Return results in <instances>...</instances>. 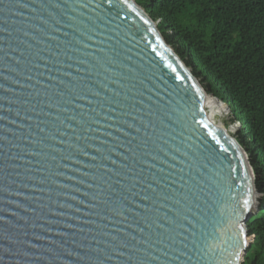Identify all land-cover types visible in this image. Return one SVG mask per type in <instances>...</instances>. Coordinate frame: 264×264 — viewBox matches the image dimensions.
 <instances>
[{
  "label": "water",
  "instance_id": "1",
  "mask_svg": "<svg viewBox=\"0 0 264 264\" xmlns=\"http://www.w3.org/2000/svg\"><path fill=\"white\" fill-rule=\"evenodd\" d=\"M211 98L134 0H0V264H242L257 177Z\"/></svg>",
  "mask_w": 264,
  "mask_h": 264
},
{
  "label": "trees",
  "instance_id": "2",
  "mask_svg": "<svg viewBox=\"0 0 264 264\" xmlns=\"http://www.w3.org/2000/svg\"><path fill=\"white\" fill-rule=\"evenodd\" d=\"M134 1L238 125L234 136L250 155L258 189L242 264H264V0Z\"/></svg>",
  "mask_w": 264,
  "mask_h": 264
},
{
  "label": "snow or ice",
  "instance_id": "3",
  "mask_svg": "<svg viewBox=\"0 0 264 264\" xmlns=\"http://www.w3.org/2000/svg\"><path fill=\"white\" fill-rule=\"evenodd\" d=\"M97 7H99V4L97 5ZM135 11V9H133ZM168 67H172L171 64L168 65ZM173 71H175V69L173 68ZM177 79L183 80L184 78L182 76H177ZM193 87H196L195 85H193ZM200 90L197 88V92H199ZM204 97L201 96L200 97V101L203 102ZM209 103H214V101H209ZM201 111H203V108L200 109ZM200 123L203 124L204 128H208L209 125L207 123H205L204 121H200ZM213 138L215 139L216 137L213 136ZM246 197L245 199L242 200V202L238 201V211L243 215L245 213L251 212L253 209L254 204H256L257 200V192L254 189V187L252 186L251 183H249L248 187H247V193H246ZM242 204V206H241ZM236 240H237V247L234 249L233 252V259L236 261H239L241 258V252L243 251V249L247 248L248 245V239H247V233L245 228L242 225H237V236H236Z\"/></svg>",
  "mask_w": 264,
  "mask_h": 264
},
{
  "label": "bare ground",
  "instance_id": "4",
  "mask_svg": "<svg viewBox=\"0 0 264 264\" xmlns=\"http://www.w3.org/2000/svg\"><path fill=\"white\" fill-rule=\"evenodd\" d=\"M211 99H212V98H211ZM212 100L214 101L215 105L217 106L218 110L220 111V108H219V106L217 105V102H216L214 99H212ZM220 113H221V111H220ZM231 130H232L233 132L236 133V126H235V125L232 126V127H231Z\"/></svg>",
  "mask_w": 264,
  "mask_h": 264
},
{
  "label": "rangeland",
  "instance_id": "5",
  "mask_svg": "<svg viewBox=\"0 0 264 264\" xmlns=\"http://www.w3.org/2000/svg\"><path fill=\"white\" fill-rule=\"evenodd\" d=\"M224 119H225L226 123L229 125L230 124V120H226V118H224ZM233 133H235V132H233Z\"/></svg>",
  "mask_w": 264,
  "mask_h": 264
},
{
  "label": "built area",
  "instance_id": "6",
  "mask_svg": "<svg viewBox=\"0 0 264 264\" xmlns=\"http://www.w3.org/2000/svg\"><path fill=\"white\" fill-rule=\"evenodd\" d=\"M220 104V103H219ZM221 105V104H220ZM221 107H222V105H221ZM222 110H224L223 108H222ZM225 118H226V120L228 119V117H227V115L225 116Z\"/></svg>",
  "mask_w": 264,
  "mask_h": 264
},
{
  "label": "clouds",
  "instance_id": "7",
  "mask_svg": "<svg viewBox=\"0 0 264 264\" xmlns=\"http://www.w3.org/2000/svg\"><path fill=\"white\" fill-rule=\"evenodd\" d=\"M171 47V46H170ZM172 48V47H171ZM173 49V48H172ZM174 50V49H173ZM176 53V52H175ZM177 54V53H176ZM228 120V119H227ZM235 134V133H234Z\"/></svg>",
  "mask_w": 264,
  "mask_h": 264
}]
</instances>
